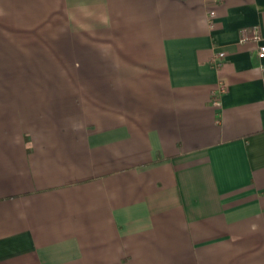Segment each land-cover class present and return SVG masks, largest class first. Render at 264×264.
Wrapping results in <instances>:
<instances>
[{
    "label": "crops",
    "instance_id": "obj_1",
    "mask_svg": "<svg viewBox=\"0 0 264 264\" xmlns=\"http://www.w3.org/2000/svg\"><path fill=\"white\" fill-rule=\"evenodd\" d=\"M254 26L264 0H0V264H264Z\"/></svg>",
    "mask_w": 264,
    "mask_h": 264
},
{
    "label": "built area",
    "instance_id": "obj_2",
    "mask_svg": "<svg viewBox=\"0 0 264 264\" xmlns=\"http://www.w3.org/2000/svg\"><path fill=\"white\" fill-rule=\"evenodd\" d=\"M216 15V12L214 10H211L209 13V17L213 18ZM262 36L259 31V27L254 26L251 27L250 29H245L242 33V39L241 42L243 43H254L257 45L258 48V55L260 58L264 57V43L261 44L260 42L262 41ZM220 58L223 57V54L219 56ZM263 77H264V66H263ZM228 90V86L224 81H220L218 85V89L215 93L214 97V103L219 104L220 98L224 93H226Z\"/></svg>",
    "mask_w": 264,
    "mask_h": 264
}]
</instances>
